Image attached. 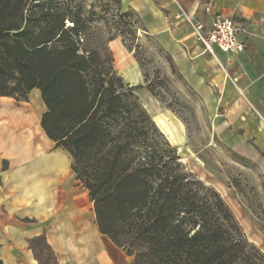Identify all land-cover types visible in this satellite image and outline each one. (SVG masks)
I'll use <instances>...</instances> for the list:
<instances>
[{
  "label": "trees",
  "instance_id": "16d2710c",
  "mask_svg": "<svg viewBox=\"0 0 264 264\" xmlns=\"http://www.w3.org/2000/svg\"><path fill=\"white\" fill-rule=\"evenodd\" d=\"M87 30L81 15L55 0H0V97L24 101L40 92L41 128L70 155L98 233L132 264H264L218 193L169 148L139 103L140 87L113 75L110 51L101 65L111 72L90 101L85 75L94 54H79ZM28 245L37 264H59L45 233Z\"/></svg>",
  "mask_w": 264,
  "mask_h": 264
},
{
  "label": "crops",
  "instance_id": "0c3cea01",
  "mask_svg": "<svg viewBox=\"0 0 264 264\" xmlns=\"http://www.w3.org/2000/svg\"><path fill=\"white\" fill-rule=\"evenodd\" d=\"M120 2L123 10H131L140 15L146 35L169 58L170 67L176 70L184 83L207 104L213 102L210 86H216L220 91L222 106L228 107L238 117L248 112L245 108L246 103L253 106V101L256 102L257 99V102L264 104L252 89L259 86L256 93L264 94L263 68L260 74L256 73V77H253L252 70H239L233 67L238 65L241 58H245L253 45L258 54L263 56L264 61L262 46L264 27L260 40H254L252 26L243 19L245 35L241 36H245L247 49L241 54L229 55L214 48L213 56L205 51L193 35L188 22V19L200 22L208 28L216 17H232L236 7L231 1L120 0ZM240 13L242 16L248 14L246 10L244 12L241 10ZM109 48L115 70L125 83L129 86L141 85L143 78L131 52L119 40L111 41ZM201 51L222 67V64L226 63L228 68L222 71L217 69L212 61L202 57ZM156 104L157 100L151 95L144 103L145 109L149 105L156 108L155 124L159 126L156 121L158 115H162L165 121L175 122V141L183 140L185 132L182 125L170 117L171 113ZM45 112L46 107L37 89L31 90L24 101L0 97V264H37L28 241L45 231L42 229L34 232L25 222L27 219L40 218L38 206L50 203L47 197L51 196L54 198L52 203L60 206L57 215L63 217L60 220L66 227L60 234L64 247L69 245L73 254L84 256L85 259L94 258V264H112L111 260L109 263L105 261L107 254L100 251L103 242L99 237L101 235L92 225L94 212L79 211L86 200L92 203L85 188L80 187L79 190L72 188L76 176L71 170L70 155L65 150L56 148L55 143L41 128L40 121ZM251 117L252 123L257 125V119L252 115ZM234 122L228 123V126ZM167 136L171 139L168 134ZM243 142L242 138L235 135L228 139V144L232 148L246 154V144ZM70 181L71 184L67 186ZM36 191L43 195L40 197L42 200L33 196ZM65 236H68V239H65ZM46 239L54 252L56 250L60 252L48 238ZM58 263L66 264L62 260H58ZM67 264L75 263L70 259V263Z\"/></svg>",
  "mask_w": 264,
  "mask_h": 264
},
{
  "label": "rangeland",
  "instance_id": "374dc122",
  "mask_svg": "<svg viewBox=\"0 0 264 264\" xmlns=\"http://www.w3.org/2000/svg\"><path fill=\"white\" fill-rule=\"evenodd\" d=\"M30 1L34 3L37 0ZM229 1L236 7L232 19L241 23L245 19V23L252 26L253 39L259 41L264 27V0ZM55 3L58 5L63 3L68 6L70 11L78 13L88 23V30L81 35L84 43L80 46L79 54L85 51L94 54V57L89 60V70L85 75L90 101L93 103L96 100L100 90L105 86L107 74L111 70L114 76L121 78L122 82L126 84L115 70L114 62L111 70L108 65H101L107 61L108 51H110L109 43L111 41L107 42V39L113 36V40H119L126 48H131V55L143 78V83L137 86L140 88L136 91L139 103L144 107L147 97L151 95L147 90L149 88L155 95L151 96L158 102L156 105L171 113L170 117L182 125L185 138L175 141V122L165 121L162 115H158L156 118L159 125L156 124V126L169 148L176 152L187 171L202 181L205 186L211 187L218 193L248 243L256 246L264 254V104L257 102V99V103L253 101V106L246 103L245 108L249 114L243 113L238 117L228 107L222 106L220 91L216 86L210 85L213 102L207 104L184 83L176 70L171 69L169 58L146 35L140 15L136 13L137 17L124 18L119 16L131 11L123 10L121 2L116 0H55ZM239 9L240 12L246 10L248 14L242 16ZM187 24L189 25V23ZM98 43H102L104 47L97 49ZM254 47L253 45L245 58H241L238 65L233 67L239 70H252L253 77H256V73H261L264 61L263 56L259 55ZM83 55L87 57L86 53ZM201 55L212 61L215 67L221 71L228 68L226 63H223L222 67L210 57L203 55L202 51ZM144 76L147 78L146 84ZM258 87L252 89L264 103V94L256 93ZM155 109L150 105L145 109L154 123ZM251 115L257 119V125L252 123ZM233 122L234 124L228 126V123ZM231 135L244 140L247 155L240 153L239 150L228 144ZM70 184L71 181L66 185ZM80 187L82 186L76 180L72 188L79 190ZM35 193L33 196L38 199L43 196L38 191ZM47 199H50L51 202L38 206L41 217L27 219L26 226L29 224L28 227L34 232H39L42 229L45 231L46 238L54 245L55 249L60 250V252L57 250L55 252L58 260H62L66 264L70 263V259L75 264H80V262L94 264V258L85 259L84 256L73 254L69 245L64 247L60 234L66 227L60 220L63 217L57 215L60 206L57 203H52L54 200L52 196ZM84 203L79 211L93 212V205L87 200ZM92 225L97 231L94 216ZM99 237L103 242L100 251L107 254L106 262L109 263L111 260L112 264H132V258L126 256L108 238ZM65 239H68V236H65ZM61 251L63 252L61 253Z\"/></svg>",
  "mask_w": 264,
  "mask_h": 264
},
{
  "label": "built area",
  "instance_id": "2783aa9c",
  "mask_svg": "<svg viewBox=\"0 0 264 264\" xmlns=\"http://www.w3.org/2000/svg\"><path fill=\"white\" fill-rule=\"evenodd\" d=\"M193 35L202 44L205 51L214 56V48L229 55L241 54L247 49L245 30L241 22L232 17H216L210 26L205 28L202 23L188 19ZM264 75V67H263Z\"/></svg>",
  "mask_w": 264,
  "mask_h": 264
},
{
  "label": "bare ground",
  "instance_id": "6f19581e",
  "mask_svg": "<svg viewBox=\"0 0 264 264\" xmlns=\"http://www.w3.org/2000/svg\"><path fill=\"white\" fill-rule=\"evenodd\" d=\"M162 125H163V124H162ZM163 126H164V125H163ZM164 127H166V129H168L167 126H164Z\"/></svg>",
  "mask_w": 264,
  "mask_h": 264
}]
</instances>
